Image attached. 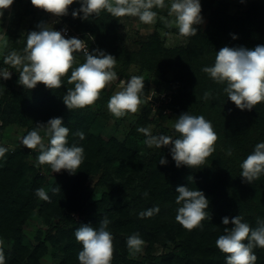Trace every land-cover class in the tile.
Masks as SVG:
<instances>
[{"label":"trees","instance_id":"trees-1","mask_svg":"<svg viewBox=\"0 0 264 264\" xmlns=\"http://www.w3.org/2000/svg\"><path fill=\"white\" fill-rule=\"evenodd\" d=\"M209 6L207 26L197 28L195 36H188L186 45L166 47L155 30L139 51L116 44L119 17L106 10L88 19L81 18L82 12L73 18L72 11L81 7L80 0H76L68 15L63 16L73 29L95 36L97 46L88 40L90 53L99 49L117 59L113 70L119 79L133 63L145 70L160 67L174 73L168 106L180 114L204 116L219 137L215 151L200 168L176 167L170 147L145 145L146 151L140 150L130 138L146 139L137 131L150 122L146 116L135 120L125 139L101 130L105 128L102 110L115 85L101 92L97 109L92 106L69 110L63 97L68 88L74 87L67 83L70 72L58 89H48L43 84L26 89L18 83L15 69L11 79L1 78L0 132L10 125L23 130L17 146L7 149L0 158V240L7 239L12 244L11 248L3 246L6 264H44L41 259L49 251L52 264H79L82 244L76 241L75 230L82 224L98 228L104 217L111 221L108 230L114 237L112 264H225L226 255L218 250L215 241L224 234L225 227L232 225H223L222 218L231 220L240 215L253 229L258 227V219L264 220V174L250 184L241 177L240 167L255 145L264 142V102L251 111L240 110L223 92L226 85L215 83L201 71L214 64L216 53L225 46L253 49L264 45V0H254L243 16L230 13L224 1ZM27 10L28 7L27 13H36L37 8L31 4ZM25 47L26 40L14 34L5 48L3 69L9 68L4 56L13 50L23 55ZM78 53L74 67L85 61L83 53ZM209 91L211 98L205 100L204 93ZM51 118H62L63 125L69 128L68 146L76 144L84 149L83 163L75 174L63 170L54 173L49 165H38L39 150H30L21 143L37 124H46ZM77 131L84 133L83 140L73 135ZM152 134L162 135L158 130ZM163 134L179 138L174 129H166ZM40 135L49 144L50 138L43 131ZM0 147L6 148L1 143ZM161 158L167 160L166 165L159 163ZM178 186L202 191L209 201V218L203 221V230L188 231L176 222L177 209L182 206L175 202ZM54 187H59L60 192L53 194ZM100 187L106 190L94 191ZM38 188L47 191L50 202L37 197ZM145 191L147 197L143 195ZM154 207H159L158 214L139 217L140 212ZM35 210L47 229L36 232L37 243L24 230ZM134 233L145 241L143 260L129 254L126 241ZM163 240L164 244L170 240L176 245L156 254V244ZM253 251L256 264H264V248Z\"/></svg>","mask_w":264,"mask_h":264},{"label":"clouds","instance_id":"clouds-1","mask_svg":"<svg viewBox=\"0 0 264 264\" xmlns=\"http://www.w3.org/2000/svg\"><path fill=\"white\" fill-rule=\"evenodd\" d=\"M14 0H0V16L3 10L10 8ZM76 0H31V4L56 17L68 15L69 7ZM81 7L72 11L73 18L82 12V19L98 16L101 11H107L114 17L125 15L138 17L142 23H155L157 12L153 8L166 7L165 0H80ZM200 0H171L168 6V16L161 17L165 27L178 29L181 36H195L197 25L203 23ZM38 31L27 34L26 47L23 55L15 50L4 56V64L19 73L18 83L26 89H34L43 84L48 89H58L63 86V78L68 76V88L63 97V103L69 110L92 107L100 99L101 92L113 81L117 80V73L113 70L117 59L99 49L90 53L84 40L72 37L65 38L61 31L54 30L50 25L41 22L37 25ZM66 31V30H65ZM236 37L233 36V39ZM2 47H7V39L0 36ZM83 52L85 61L76 65V53ZM9 68L0 69V77L11 79ZM202 72L217 84L226 85L223 92L227 98L240 110L251 111L255 106L264 102V45H257L253 49L245 47H223L217 53L212 66L201 69ZM122 90L113 94L108 102V111L117 119L128 114H135L140 110L144 101L141 94L144 90V79L141 76H132L127 82L121 80ZM211 92L204 93V99L211 98ZM174 130L179 138L173 139L167 135H153L150 128L139 127L138 132L146 137L144 144L149 148L170 147L172 159L176 167L187 166L200 168L207 158L215 151L219 137L210 121L204 116H194L183 113L175 120ZM50 138L45 144L40 132ZM69 128L63 125L62 118H51L46 124H37L36 128L25 135L21 143L30 150H39L38 165L47 164L54 173L62 170L75 174L84 160L83 147L72 144L68 146ZM73 135L81 140L85 138L82 131ZM7 149L0 147V158L4 157ZM231 155V151L228 153ZM161 165L167 160L161 158ZM241 177L247 183L258 180L264 174V142L255 145L254 151L249 154L240 165ZM52 193L60 192L59 187L51 189ZM175 202L182 205L177 209L175 220L184 229L192 231L196 228L203 230V221L209 218V201L204 193L190 190L185 186L176 188ZM36 195L41 200L50 202V197L44 188H38ZM147 197V191L143 194ZM159 213V207L149 208L139 213L140 218H150ZM111 221L104 217L99 227L89 224L80 225L74 233L75 239L82 244L78 253L79 264H112L114 258V237L108 230ZM224 234L215 241L218 250L226 255L225 264H256L257 256L253 249L264 248V220H257L258 227L252 228L243 217L237 215L231 220L222 218ZM247 241V243H245ZM0 240V264H6ZM127 247L130 256L142 252L145 241L139 233L127 238Z\"/></svg>","mask_w":264,"mask_h":264},{"label":"rangeland","instance_id":"rangeland-1","mask_svg":"<svg viewBox=\"0 0 264 264\" xmlns=\"http://www.w3.org/2000/svg\"><path fill=\"white\" fill-rule=\"evenodd\" d=\"M219 1H224L228 4L230 13L243 16L246 9H248L254 0H200L203 23L197 25V28H201L203 30L207 26L209 13L211 11L209 4L211 6H216ZM30 3L31 0H14L10 8L3 10V15L0 16V36H5L8 43L11 41L14 34H16L19 39L23 41L27 40V34L31 31H38L39 29L37 28V25L41 22L50 25L56 31L62 25H68L71 27L70 24L64 20L63 16L56 17L41 9H37L36 13H27L26 9L28 7L29 10L31 7ZM170 3L171 0H165V8L161 10H158V8L152 9L157 12L156 21L152 24L142 23L139 18L135 16L125 15L119 17L120 26L116 44L124 46L129 50L139 51L148 36L156 30L166 47L186 45L188 38L181 36L177 28H167L163 25L164 22L161 17L165 19H173V17L168 16V6H170ZM73 31L76 36L80 37L79 39H85L87 43L90 39L92 45L97 46V40L90 32H79L78 30H75V28ZM2 45L3 41L0 40V69H3L1 61L6 48L2 47ZM89 48L90 51H92L91 45H89ZM9 71L12 76L14 74V70L9 68ZM132 76H141L144 79V90L141 94V99L144 103L141 104L140 110L135 114H128L123 118L117 119L108 111L106 105L102 110L104 113L102 121L105 128L101 130H104L106 134H115L121 139H125L132 128V124L141 116H146L150 120L145 128H150L151 132L158 130L162 133V135H164L163 133L166 129H169L170 131L173 130L175 120L181 115L180 113L173 111L172 108L168 106L171 101L170 91L172 90L170 81L173 79L174 73L170 69H162L160 67L145 70L142 69L139 64L133 63L129 66L125 76L119 79V75L117 74V80L113 81L106 88L108 89L112 85H115L112 93L113 95L117 91L122 90L120 87L121 80L127 82ZM1 78L3 77H0V80ZM93 107L97 109L96 105ZM96 132H98V130H96ZM22 135L23 130L19 126L10 125L0 132V143L4 145L6 149L11 150L17 146ZM130 139L135 142L140 150L146 151V146L141 136L137 137L139 142L135 139V137H131ZM43 140L44 143H46V138H43ZM104 190H106V188L104 189L103 187H100L96 188L94 191L102 192ZM75 217L78 218V214H76ZM24 230L30 240L32 239L34 243H37V240L34 237L36 232L38 230L43 232L47 230L46 225L43 223V220L40 218L37 210L33 211L28 218ZM44 236L45 235H43L42 238H44ZM3 242V246L11 248L12 244L10 241L4 239ZM163 242L164 240L159 244H156V254H159L162 250L170 249L176 245V242H172L170 240L167 244H164ZM145 246L146 244H144L142 252L133 256L134 259H144L146 256ZM41 260L44 264H52V251L45 254Z\"/></svg>","mask_w":264,"mask_h":264},{"label":"built area","instance_id":"built-area-1","mask_svg":"<svg viewBox=\"0 0 264 264\" xmlns=\"http://www.w3.org/2000/svg\"><path fill=\"white\" fill-rule=\"evenodd\" d=\"M65 30H66V31H65ZM57 31H61L62 34L65 35V38H72V37H75V38H78V39L80 38L79 36H76V35L74 34L73 29H72L71 27H69L68 25H62V26H60V27L57 29ZM81 40H84V41L86 42V46L88 47V50H89V52H90V48H89V46H88L87 41H86L85 39H81ZM79 53H83V52H79Z\"/></svg>","mask_w":264,"mask_h":264}]
</instances>
